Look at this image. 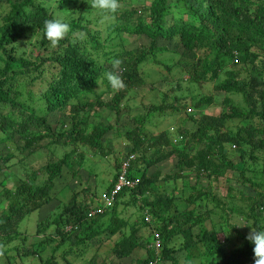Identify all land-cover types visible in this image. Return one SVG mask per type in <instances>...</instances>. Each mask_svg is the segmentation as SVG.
Here are the masks:
<instances>
[{
  "label": "trees",
  "instance_id": "16d2710c",
  "mask_svg": "<svg viewBox=\"0 0 264 264\" xmlns=\"http://www.w3.org/2000/svg\"><path fill=\"white\" fill-rule=\"evenodd\" d=\"M7 2L0 18V143L25 154L47 140L58 158L32 169L16 151L0 157V171L11 168L18 178H11V187L0 181V264H113L85 257L105 241L116 259L143 248L145 255L134 264H254V246L246 237L264 227V159L256 155H264V0H119L113 21L103 20L88 0ZM59 12L67 15L70 31L52 45L43 24ZM123 35H143L150 43L129 48ZM164 42L182 47L167 67L177 78L173 90H186L187 84L193 92L176 93L170 104L163 96L162 104L145 106L146 112L133 118L137 125L118 135L130 143L129 150L115 152L105 141L113 124L91 126L90 118L102 109L121 117L124 107H133L130 101L146 84L143 64L168 49ZM115 59L120 64L113 67ZM105 71H115L124 86L114 91ZM101 83L105 90L98 91ZM214 91L226 97L221 112L212 114L203 108L215 101ZM181 111L197 124L194 130H176L175 123L156 133L146 127L163 120L162 113ZM235 120L246 123L234 130L229 122ZM111 154L112 172L101 195L105 204L89 198L88 189L81 199L65 189L57 197V212L38 219L35 233L21 228L28 214L54 199L56 181L65 172L76 175L75 167L82 168L86 158ZM169 159L174 171L156 167ZM125 164L127 177L137 184L122 187L108 203ZM191 172L197 177L193 185ZM201 176L208 177L207 185L198 181ZM221 178H235L243 187L229 184L221 192L226 200L215 188ZM171 179L182 180V191L188 187L184 209L175 190L163 189ZM217 213L220 221L211 219L209 228ZM243 222L249 225L235 226ZM231 242L236 245L227 252Z\"/></svg>",
  "mask_w": 264,
  "mask_h": 264
},
{
  "label": "rangeland",
  "instance_id": "374dc122",
  "mask_svg": "<svg viewBox=\"0 0 264 264\" xmlns=\"http://www.w3.org/2000/svg\"><path fill=\"white\" fill-rule=\"evenodd\" d=\"M9 9V4L7 0H0V18L3 16V13L8 11ZM59 17L66 18V14L64 12H59ZM123 42L129 47V48H135L140 45H146L148 46L150 43V40L143 35H123L122 38ZM168 47L166 50H160L157 52L156 57H151L149 58L148 61H146L145 64H143L142 69L146 71V84L143 87H140L138 90V98L135 100H131L130 104L133 105L132 108L124 107L123 108V113H121V117H117L114 113L110 112L109 110L102 109L101 110V115L99 116H91L90 118V124L91 126L98 123L99 121H104L107 124H113V129H111L108 134L107 138H105V141L108 142V145L116 152L118 150H121L123 153L124 151L129 150L130 143L125 139L124 136H118L122 135L125 130L128 128H132L136 126L137 124L134 122V117L137 115H143L146 112L145 106L148 107L153 103L157 104H162L163 96L164 100L167 101L168 104L173 102L174 95L177 94H188L192 93L193 89H187L188 85L184 84V88L186 90L175 92L173 88L177 85V78L173 77V72L168 71L167 67L172 66L174 62L176 61V53H180L182 51V47L175 42H169V43H162ZM40 51H37L34 53V55H38ZM212 87V86H211ZM211 87L206 88L201 90L198 88L200 91H194L195 95L203 92L202 94L209 92L211 90ZM105 90V86L101 83V85L98 87V91ZM226 95L222 91H214V99L215 101L204 107L203 109L205 111H208L212 114L219 113L221 112L222 109V104L225 99ZM141 103L142 105H135L136 103ZM182 103L184 100L181 101ZM144 104V105H143ZM2 107V111H3ZM54 115L50 114L49 119L54 122ZM157 117V115H156ZM161 117L163 120H154L151 123L147 122L146 127L153 131V132H158L159 130L164 129L165 127L170 126L171 124L175 123L176 125V130H194L197 127V124H195L193 121H191L187 115V112L181 111L180 114H177L176 116L172 115H165L164 113L161 114ZM62 120H65L67 123L66 128L69 127L70 121L68 117H65L64 115L62 116ZM153 118V117H152ZM60 123V122H58ZM57 125H60L58 124ZM246 123L245 121L241 120H235L233 122H229L231 128L234 130H237L239 125H243ZM118 124V125H117ZM126 124V126H124ZM56 126V125H55ZM172 127V125H171ZM175 127V126H174ZM126 128V129H125ZM176 133V131H175ZM17 139V137H15ZM106 142V144H107ZM47 140H43L39 143L37 147L34 146V150L31 151L30 153H25L21 154L18 152L13 146L12 143H9L10 146L6 145L5 143H0V157L6 156L7 153H13L16 151L17 154H19L21 157H25L26 161L32 166V169H38L45 163H47L50 159H56L58 157H54L52 154V151L46 146ZM123 149V150H122ZM83 150L79 148V153L82 152ZM52 154V155H51ZM78 155V154H77ZM258 157L261 158V162H263L264 155L256 153ZM90 156V155H89ZM231 156L237 160L239 158V153L231 152ZM50 158V159H49ZM113 160V154L107 157H103L101 155L99 156H90V158H86V161L83 162V167L79 169L78 166L75 167L74 170H76V175H72L71 172H65V176L62 178L58 179L56 181L55 185V191L52 195H54V199L47 204H44L41 206L39 209L31 212L28 214L25 219L21 223V228L24 230H27L28 233H35L36 232V225L38 219H43L47 217L53 209L56 210V207L60 204L58 201V195L63 192L65 189L68 190L67 192L69 194L72 193H78L80 199L83 198L84 196V191L88 189L86 192L89 195V198H92L95 202L99 199H101V202H103V196L101 197L102 194L105 195V189L104 186L106 185V181L109 179V174L110 171L112 172V169L110 168V164ZM4 165L0 158V165ZM5 167V166H3ZM157 168L161 169L162 172L164 173H170L174 171V160L169 159L163 162H160L157 166ZM153 170V167L151 168ZM8 169L6 171V168L4 171H0V181L5 179L6 185L8 187H11L12 180L13 181H18V178L12 174L13 172ZM12 178V180H11ZM174 179H171L169 182L166 183L165 187L163 189L165 192H173V190L176 191L175 195L177 196V204H180V207L184 209L186 207V202L183 196L187 195L186 193L188 191V187H185L183 189V182L181 179L178 180L177 184H175V181H172ZM190 184L193 185L197 181L196 174L191 172L190 173ZM198 181L202 185H207L209 182L208 177L206 176H201ZM233 185L237 188H242L243 186L237 182L235 178L232 179H227V178H221L218 180V182L215 184L216 190L219 191L220 196L222 198H225V196L221 195V192L224 190L226 191V187L228 185ZM98 185V186H97ZM185 185V184H184ZM186 186V185H185ZM2 189V183H0V190ZM100 190V191H99ZM223 191V193H224ZM245 191L247 193L253 192V189L245 188ZM65 192V194H68ZM101 192V193H100ZM71 196V195H70ZM67 200V199H66ZM227 200V199H226ZM59 203V204H58ZM58 204V205H57ZM132 207V206H131ZM134 210L135 208L132 207ZM203 209H205L203 207ZM217 211L222 214V210L220 208L217 209ZM57 212V210L55 211ZM128 212V211H127ZM217 215H213L209 218L208 220V226L211 228L212 221L211 219H214L215 221H220V217ZM130 213L128 212V215ZM232 215V214H231ZM136 219H130V222L135 221ZM51 229V228H50ZM44 234H38L37 236H42ZM142 237V236H141ZM36 238V234H35ZM34 237L31 238V240L35 239ZM237 242V240H235ZM177 246H179V242H176ZM241 243V242H239ZM238 243V244H239ZM236 243H229L226 245L225 249L227 252L230 251V249H233L235 247ZM96 245L95 247L85 251V257L90 259L96 255V259L99 262H105L106 261H113V264H134L135 260L138 257H143L145 254V251L143 248H137L134 253L132 254L131 257L125 258V259H116L112 253L110 252V244L107 245L106 241L104 244ZM99 247V249L97 248ZM178 255L183 256V252H179ZM69 257L74 259L73 255H69ZM78 263H81V260L79 261L76 259ZM108 263V262H107ZM181 263L183 261L181 260ZM32 264H39L36 262H33ZM41 264V262H40ZM159 264H170V262H163Z\"/></svg>",
  "mask_w": 264,
  "mask_h": 264
},
{
  "label": "clouds",
  "instance_id": "9594fccd",
  "mask_svg": "<svg viewBox=\"0 0 264 264\" xmlns=\"http://www.w3.org/2000/svg\"><path fill=\"white\" fill-rule=\"evenodd\" d=\"M88 3L90 8L94 9L105 21L115 20L120 11L119 0H88ZM69 31L70 25L62 17L53 16L44 21L43 34L52 45H56L61 41ZM112 64L115 67L120 64V61L115 59ZM104 76L114 91L124 86L122 79L115 71H105ZM243 225L249 224L247 222L235 224V226ZM246 239L254 246V264H264V227L253 228Z\"/></svg>",
  "mask_w": 264,
  "mask_h": 264
},
{
  "label": "built area",
  "instance_id": "2783aa9c",
  "mask_svg": "<svg viewBox=\"0 0 264 264\" xmlns=\"http://www.w3.org/2000/svg\"><path fill=\"white\" fill-rule=\"evenodd\" d=\"M126 164L123 166L122 172L119 173L118 181L116 183V186L112 190L111 197L107 198V202L110 203L111 198L115 193H117L122 187L128 186V187H134L137 184V180L130 179L127 177V168Z\"/></svg>",
  "mask_w": 264,
  "mask_h": 264
}]
</instances>
